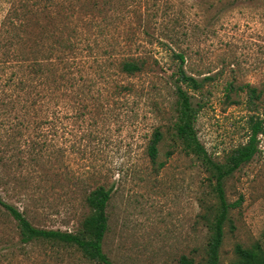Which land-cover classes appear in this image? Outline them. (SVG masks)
Masks as SVG:
<instances>
[{
	"label": "rangeland",
	"instance_id": "obj_1",
	"mask_svg": "<svg viewBox=\"0 0 264 264\" xmlns=\"http://www.w3.org/2000/svg\"><path fill=\"white\" fill-rule=\"evenodd\" d=\"M54 2L42 10V0H0L2 81L27 74L33 60L45 71H63L61 58L75 61L71 75L44 90L65 95L44 136L42 105L27 111L15 99L26 94L0 91V138L11 137L8 148L0 141L1 198L36 228L78 234L86 195L111 188L101 248L112 264H177L181 255L204 264L210 234L201 216L215 202L214 181L174 141L172 54L184 55L187 75L209 78L193 100L201 105L194 128L208 156L223 163L247 140L246 96L236 89L264 86V0H70L72 10L68 0ZM125 56L144 59L143 71L123 74ZM155 129L162 140L152 164L146 146ZM258 140L253 159L223 183L227 202L240 204L228 214L218 264L235 261L237 245L264 252V132ZM0 264L98 263L75 247L20 244L0 213Z\"/></svg>",
	"mask_w": 264,
	"mask_h": 264
},
{
	"label": "trees",
	"instance_id": "obj_2",
	"mask_svg": "<svg viewBox=\"0 0 264 264\" xmlns=\"http://www.w3.org/2000/svg\"><path fill=\"white\" fill-rule=\"evenodd\" d=\"M67 3H69L67 8L72 10L70 0H68ZM53 5H55L54 0H42V10H49ZM86 34L83 35L84 41L88 40ZM66 40L68 42L65 44L66 48L73 50L74 41L70 39ZM172 59L178 62V67L174 76V95L176 102L174 107L175 119L171 129L173 130L174 141L178 140L184 152L186 154H191L205 171L211 175L214 181L211 192L213 193L215 202L206 208V213L203 214L201 218L204 219L210 234L205 246L206 257L204 264H218L219 251L224 236V225L228 220V214L231 209L236 208L240 204V201H235L233 203L227 202L223 183L226 178L232 176L234 172L239 170L243 165L249 163L258 152V136L264 132L263 120L260 116L261 110L264 109V86L254 87L250 84H244L236 89L237 92L244 93L246 96L243 104L247 111V140L244 144L237 146L231 151L225 162L217 163L206 153L204 147L197 138L194 128L201 105L193 100L195 94L202 90L204 83L209 80V78L198 81L194 77L187 75L183 70L185 59L182 53H173ZM59 62L64 65V67H62L65 68L63 71H59L58 69L49 71L47 69L45 71L41 61L33 60L28 66L29 71L27 74L18 75L17 72L10 73L9 78H5L3 81L1 80L2 76L6 74L8 69L0 64V91H3L5 87L11 86L13 94H15V92L17 93V90L24 93V95L26 94L27 98L20 97L16 94L15 99L17 98L18 101L20 100L21 105H24L25 108L28 107L27 111L38 105H42V136L48 131L44 125L57 116V105L61 99L60 96H65L63 93V95H59L58 88L55 86L51 90H44L51 88L47 87L51 81L57 80V77L62 79L65 74L71 75L70 72H73L74 69L73 64L75 61L73 62L68 58H61ZM118 66L123 74L134 76L143 71L145 61L141 57L125 56L119 59ZM11 75L13 77H11ZM13 79H15V81ZM70 84H72V82H70ZM124 89L130 91L128 87H124ZM226 90L227 92H231L233 87L228 85ZM228 97L229 95L227 93L226 98ZM10 138L9 136L2 137L0 141H5L3 144L8 148L11 143L9 142ZM161 140L162 133L159 129H155L151 133L146 146V154L152 164L156 163L158 145ZM32 146L33 144L27 142L26 150L35 148V144L33 147ZM47 147H49L48 143L42 140V156L47 150ZM162 166V163L158 164V168ZM111 194V188L97 186L86 195L85 203L89 209V214L82 220L81 230L78 234L60 230L36 228L25 218L22 212L13 205L6 203L1 196L0 213H3L13 221L14 226L18 229L19 243L22 245H30L35 242L42 243V241H45L51 244L75 247L86 259L92 262H97L98 264H112L101 248L102 240L108 228L106 209L111 199ZM235 254L236 260L229 264H264V252L259 245H252L249 247L237 245L235 247ZM177 264L195 263L193 259L181 255L178 258Z\"/></svg>",
	"mask_w": 264,
	"mask_h": 264
}]
</instances>
